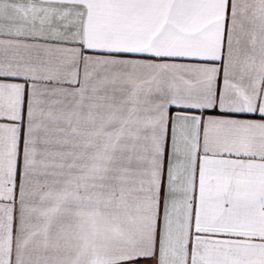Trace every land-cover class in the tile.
I'll return each instance as SVG.
<instances>
[{"label":"snow or ice","instance_id":"1","mask_svg":"<svg viewBox=\"0 0 264 264\" xmlns=\"http://www.w3.org/2000/svg\"><path fill=\"white\" fill-rule=\"evenodd\" d=\"M0 264H264V0H0Z\"/></svg>","mask_w":264,"mask_h":264}]
</instances>
